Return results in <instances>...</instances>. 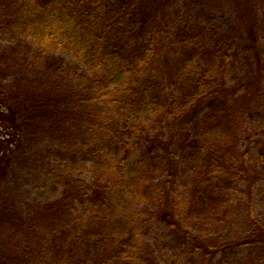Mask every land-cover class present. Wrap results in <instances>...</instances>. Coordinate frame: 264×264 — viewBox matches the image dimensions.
<instances>
[{"label":"trees","instance_id":"1","mask_svg":"<svg viewBox=\"0 0 264 264\" xmlns=\"http://www.w3.org/2000/svg\"><path fill=\"white\" fill-rule=\"evenodd\" d=\"M0 96V264H264V0H0Z\"/></svg>","mask_w":264,"mask_h":264},{"label":"rangeland","instance_id":"2","mask_svg":"<svg viewBox=\"0 0 264 264\" xmlns=\"http://www.w3.org/2000/svg\"><path fill=\"white\" fill-rule=\"evenodd\" d=\"M67 56V55H66ZM67 57H69V56H67ZM1 201V200H0ZM1 203V202H0ZM1 206V205H0Z\"/></svg>","mask_w":264,"mask_h":264},{"label":"flooded vegetation","instance_id":"3","mask_svg":"<svg viewBox=\"0 0 264 264\" xmlns=\"http://www.w3.org/2000/svg\"><path fill=\"white\" fill-rule=\"evenodd\" d=\"M0 99H1V96H0ZM1 101V100H0Z\"/></svg>","mask_w":264,"mask_h":264}]
</instances>
